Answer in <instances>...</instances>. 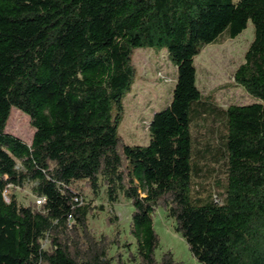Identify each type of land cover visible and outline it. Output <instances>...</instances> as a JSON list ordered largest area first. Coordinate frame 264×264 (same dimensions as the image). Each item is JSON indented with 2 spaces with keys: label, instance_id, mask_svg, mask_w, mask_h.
Returning a JSON list of instances; mask_svg holds the SVG:
<instances>
[{
  "label": "trees",
  "instance_id": "1",
  "mask_svg": "<svg viewBox=\"0 0 264 264\" xmlns=\"http://www.w3.org/2000/svg\"><path fill=\"white\" fill-rule=\"evenodd\" d=\"M249 22L233 81L251 102L221 109L201 94L194 58ZM137 48L165 50L176 68L145 145L118 133ZM12 107L29 117L30 144L5 131ZM216 116L224 181L199 189L198 159L211 147L194 151L191 127ZM25 185L41 205L5 199ZM82 187L130 202L132 262L182 264L169 252L156 258L160 208L198 263L264 264V0H0V264H126L109 255L117 239L90 231L95 206Z\"/></svg>",
  "mask_w": 264,
  "mask_h": 264
},
{
  "label": "rangeland",
  "instance_id": "2",
  "mask_svg": "<svg viewBox=\"0 0 264 264\" xmlns=\"http://www.w3.org/2000/svg\"><path fill=\"white\" fill-rule=\"evenodd\" d=\"M253 26L249 22L237 37H220L215 43L204 46L194 58L196 67V83L203 96L213 101L221 109L231 104H246L251 98L242 87L233 81L235 69L244 61V54L253 39ZM132 63L135 69V78L131 90L123 99V116L118 125V133L128 144L145 145L148 141L146 123L151 114L150 109L156 111L167 104H159L171 99L172 88L175 83L176 68L165 55V50L156 48H137L132 54ZM159 106V107H158ZM215 120L198 121L193 123L191 130L194 142V151L204 150L208 144L211 151L203 152L198 164L201 171L194 176L197 188L212 187L215 180L224 181L222 157L213 159L215 147L221 145L224 133L223 118L216 116ZM5 131L11 133L25 143L30 144L33 128L30 126L29 117L19 109L12 107L6 122ZM215 157V156H214ZM17 166L21 167L18 160ZM83 182H78L81 187ZM215 190V189H214ZM82 196L85 201L91 202L95 209L88 217V227L97 239L106 235L111 241L117 239L118 247L112 245L109 255L116 251L122 254L126 264L132 262L129 254L136 255V246L129 233L130 216L132 207L130 202L121 199L118 203L107 201L104 189L101 188L96 196L90 189L82 187ZM20 205L26 206L35 202L36 196L31 185L21 189H9ZM98 206H102L99 209ZM154 230L158 236V249L155 252L159 259L163 253L172 254L176 262L182 264H200L190 254L182 237L174 230V221L167 212L157 208L153 217ZM42 249H48L46 240L41 243ZM126 246V247H125Z\"/></svg>",
  "mask_w": 264,
  "mask_h": 264
},
{
  "label": "built area",
  "instance_id": "3",
  "mask_svg": "<svg viewBox=\"0 0 264 264\" xmlns=\"http://www.w3.org/2000/svg\"><path fill=\"white\" fill-rule=\"evenodd\" d=\"M7 194H8V190H6L4 192V195H5V199L6 200H7V197H6ZM43 202H44V198H42V197H36L35 203H36L37 206L41 205Z\"/></svg>",
  "mask_w": 264,
  "mask_h": 264
},
{
  "label": "crops",
  "instance_id": "4",
  "mask_svg": "<svg viewBox=\"0 0 264 264\" xmlns=\"http://www.w3.org/2000/svg\"><path fill=\"white\" fill-rule=\"evenodd\" d=\"M160 51H163V49L162 50H160ZM174 86V85H173ZM173 89V88H172ZM169 101H170V99H168L167 101H165V102H163V103H161V104H159V106H163V104H168L169 103ZM158 106V107H159ZM155 108H157V107H155ZM155 108H153V109H150V114H151V116L153 115V113L156 111V109ZM151 116H150V118H151Z\"/></svg>",
  "mask_w": 264,
  "mask_h": 264
}]
</instances>
